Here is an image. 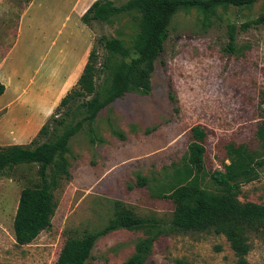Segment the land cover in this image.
Returning <instances> with one entry per match:
<instances>
[{"label":"rangeland","instance_id":"1","mask_svg":"<svg viewBox=\"0 0 264 264\" xmlns=\"http://www.w3.org/2000/svg\"><path fill=\"white\" fill-rule=\"evenodd\" d=\"M112 1L118 7L129 0ZM27 5L24 0H0V60L14 45L18 19ZM262 18L264 0L249 8L218 7L210 20L201 10L180 9L156 62L151 94L128 93L104 109L95 122L94 142L87 124L70 141L71 179L55 192L53 226L30 245L16 244L13 222L22 190L40 184L39 167L23 164L0 176V264H56L65 242L102 229L113 218L117 202L138 216L160 219L168 229L158 237L146 264H235L225 236L169 231L174 204L158 193L173 184L175 170L184 166L197 127L208 135V173L238 160L254 164L264 159V139L259 136L264 126V21L252 23ZM142 19L143 13L133 11L93 24L99 66L106 51L97 40L116 38L132 48ZM245 24L250 25L243 29ZM231 25L237 26L233 53ZM110 80L109 71L98 75L102 93ZM65 111L56 118L65 117ZM81 118L75 111L58 135ZM113 130L123 132L126 140ZM2 131L3 126L0 137ZM4 133L12 142L22 135L15 130ZM140 176L149 179L148 187L136 186ZM205 186L217 188L209 177ZM239 199L264 205V166L255 181L241 186ZM144 237L143 230L113 232L96 243L89 264H121ZM249 240V264H264V235L255 233Z\"/></svg>","mask_w":264,"mask_h":264},{"label":"trees","instance_id":"2","mask_svg":"<svg viewBox=\"0 0 264 264\" xmlns=\"http://www.w3.org/2000/svg\"><path fill=\"white\" fill-rule=\"evenodd\" d=\"M24 1L29 4L33 0ZM256 1L129 0L117 7L112 0H97L86 11L81 19L92 31L94 23L110 22L113 17L133 11L141 12L143 19L140 32L132 48L126 47L116 38L102 36L98 39L97 45L106 51L102 64L99 66L100 55L94 45L77 85L61 100L37 136L27 145L0 146V176L23 164H36L39 167L40 184L22 190L14 217V237L19 247L32 244L53 226L58 206L55 192L71 179L67 154L72 138L87 124L94 142L97 131L95 122L104 109L128 93L151 94L156 62L164 52L169 27L177 12L180 9H198L204 13L206 20H210L218 7L249 8ZM261 21L264 18L252 23ZM249 25L245 24L242 28L246 29ZM236 30L235 25L229 28L231 53L235 52ZM106 71L110 72L111 80L102 93L96 79ZM5 92L6 86L0 82V96ZM65 108V117L56 118ZM75 111L80 113L81 120L69 125L62 135H58L59 127ZM51 123L54 126L51 127ZM113 133L121 140H126L123 132L113 130ZM259 136L264 139V126L259 130ZM207 137L202 127L192 130L184 166L175 170L173 184L162 194L158 193L159 198L169 199L174 204L169 231L213 232L225 236L237 259L235 264H249L247 257L252 249L249 237L255 233L264 235V205L243 203L239 194L243 184L259 177L264 159L254 164L238 160L225 165L223 170L208 173L205 164ZM207 177L216 189L205 186ZM148 184V178L138 177L137 187H148ZM162 223L153 216H138L122 202H117L113 218L102 229L69 238L65 242L56 264H89L96 243L123 229L143 230L145 237L138 242L133 255L121 264H146L158 237L168 232V229L162 228Z\"/></svg>","mask_w":264,"mask_h":264},{"label":"crops","instance_id":"3","mask_svg":"<svg viewBox=\"0 0 264 264\" xmlns=\"http://www.w3.org/2000/svg\"><path fill=\"white\" fill-rule=\"evenodd\" d=\"M96 1L33 0L21 13L14 45L0 60V146L29 144L77 85L94 39L81 18ZM11 130L22 133L15 142L4 137Z\"/></svg>","mask_w":264,"mask_h":264}]
</instances>
